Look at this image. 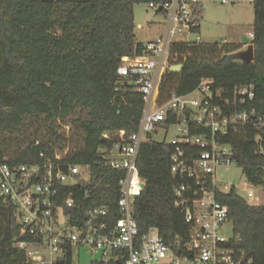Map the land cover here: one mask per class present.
I'll list each match as a JSON object with an SVG mask.
<instances>
[{"label": "trees", "instance_id": "1", "mask_svg": "<svg viewBox=\"0 0 264 264\" xmlns=\"http://www.w3.org/2000/svg\"><path fill=\"white\" fill-rule=\"evenodd\" d=\"M164 1L0 0V142L4 135L17 132L27 117L43 118L54 136L25 143L8 157L0 151V162L41 163L40 150L66 142L58 132L59 122L77 109L84 111V117L75 121L83 127L82 146L71 150L67 161L88 166L90 178L61 185V196H71L80 205L66 209L70 214L93 205L117 214V180L122 171L105 165L104 149L119 133L125 136L136 130L143 101L128 82L119 80L116 70L121 57L138 56L145 49V44L134 40V5ZM250 1L253 61L236 60L241 47L237 43L175 42L171 51L181 70L164 74L159 100L171 90L187 94L206 78L224 91L223 96H231L237 86L252 85L254 97L236 106L250 114L248 122L220 139L230 143L232 159L247 181L264 189V125L256 124L257 117L264 119V0ZM195 14L200 23L199 3ZM192 30L198 33L199 24ZM171 151L164 140L141 144L137 165L145 188L132 209L140 233L156 227L167 242L176 236L184 239L188 233L183 213L173 205L179 180L170 173ZM217 199L227 207L235 246L250 264H264V203L249 204L233 187L218 193ZM13 212L0 197V264H27L25 252L16 245L19 232ZM59 264H74L70 251Z\"/></svg>", "mask_w": 264, "mask_h": 264}, {"label": "built area", "instance_id": "2", "mask_svg": "<svg viewBox=\"0 0 264 264\" xmlns=\"http://www.w3.org/2000/svg\"><path fill=\"white\" fill-rule=\"evenodd\" d=\"M198 3H148L149 8H160L165 17L163 33L146 43L141 55L120 58L119 80L141 95L143 107L136 130L125 136L119 133L111 147L104 149L105 165L122 171L117 180V214L99 205L78 209L75 215L66 211L78 204L71 196H61V185L90 178L88 166L67 161L71 151L67 142L40 150L42 162L38 164L0 162V197L14 209L19 232L16 245L25 252L27 264H59L68 251L77 264L81 249L95 257L92 264H250L245 252L235 246L237 237L223 235L225 226L230 225L228 210L217 195L231 187L217 177V169L235 165L230 143L220 137L248 122L250 114L236 106L254 97L253 86H237L231 96H223L224 91L215 89L206 78L187 94L171 90L165 100H159L164 74L177 63L172 44L200 42L199 36L187 39L190 33L196 34L192 29L199 24L195 14ZM249 37L252 39V34ZM256 124L263 126L264 119L257 117ZM170 126L179 132L164 140L172 150L170 173L179 180L173 205L183 213L188 233L184 239L176 236L167 242L156 227L140 233L132 209L145 188L137 165L139 147L153 141L154 133H166ZM261 152L264 155V149Z\"/></svg>", "mask_w": 264, "mask_h": 264}, {"label": "rangeland", "instance_id": "3", "mask_svg": "<svg viewBox=\"0 0 264 264\" xmlns=\"http://www.w3.org/2000/svg\"><path fill=\"white\" fill-rule=\"evenodd\" d=\"M198 2L202 14L199 32L196 34L190 33L187 36L188 40L193 41L196 36H199L200 42L206 44H214L222 40L240 44L242 36H248L252 31L254 11L251 1L228 0L227 3H221L220 0H198ZM133 15L135 42L146 44L155 40L163 33L166 20L162 13L149 8L145 3H140L134 5ZM242 47L244 48L240 50L245 49L246 45H242ZM84 115V111L77 109L64 121H60V125H57L58 132L65 135V140L71 150L82 146L83 127L75 121L82 119ZM63 126L69 127V130L65 131ZM178 134L179 132L176 130V127L170 126L166 133L163 130L154 133L153 140L160 142ZM53 138L54 136L49 124L43 118L35 119L27 117L17 132L3 136L0 142V151L3 152L5 157H8L13 152L17 153L19 150H22L25 143L41 139L51 140ZM217 177L224 181L226 185L233 187L236 193L249 204L264 203V189L252 186L247 181L242 168L238 165L217 169ZM223 235L225 237L232 235L230 225L225 226ZM94 259L95 257L81 249L78 251L75 261L77 264H92Z\"/></svg>", "mask_w": 264, "mask_h": 264}, {"label": "water", "instance_id": "4", "mask_svg": "<svg viewBox=\"0 0 264 264\" xmlns=\"http://www.w3.org/2000/svg\"><path fill=\"white\" fill-rule=\"evenodd\" d=\"M160 8L156 10L159 12ZM241 43L246 45L243 50H238L236 52V58L244 63H250L254 59V47L251 43V38L249 36H242ZM170 72H179L181 70V64H175L169 67Z\"/></svg>", "mask_w": 264, "mask_h": 264}, {"label": "crops", "instance_id": "5", "mask_svg": "<svg viewBox=\"0 0 264 264\" xmlns=\"http://www.w3.org/2000/svg\"><path fill=\"white\" fill-rule=\"evenodd\" d=\"M250 34H252V33L250 32L248 36H250ZM158 37H159V36H158ZM222 41H225V40H222ZM227 42H228V41H227ZM240 45H241V47H240L238 50L244 48V47H242L243 44L240 43ZM243 46H244V45H243Z\"/></svg>", "mask_w": 264, "mask_h": 264}]
</instances>
